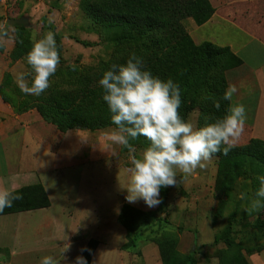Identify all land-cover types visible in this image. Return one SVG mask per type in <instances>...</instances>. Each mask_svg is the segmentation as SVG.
I'll use <instances>...</instances> for the list:
<instances>
[{
	"label": "rangeland",
	"instance_id": "1",
	"mask_svg": "<svg viewBox=\"0 0 264 264\" xmlns=\"http://www.w3.org/2000/svg\"><path fill=\"white\" fill-rule=\"evenodd\" d=\"M80 1L14 0L9 5L0 1V71L5 70L4 74H10L11 80L6 89L19 100L24 99L22 95L24 93L15 83V76L20 72H31V67L26 63L25 58L11 57L16 37L13 26H22L24 30L21 33L28 36L30 41L33 33H37L38 38L49 31L55 33L60 55L56 73L66 72L74 67H99L102 62L120 58L133 49L132 43L118 45L110 39V33H99L92 29L89 19L80 8ZM209 1L214 7L213 13L217 8L224 11L229 7L235 10L249 7L250 12L259 13L260 7L264 6L261 1L255 0ZM253 18L259 19V15H253ZM8 19H22V21L9 25ZM192 20L193 17H186L183 20L186 31L189 21ZM231 33L223 35V38H228ZM56 73L50 78V87L55 83L60 84ZM228 85L227 81V88ZM64 86L69 87V82L62 87ZM71 88L72 86L69 89ZM75 95V93L62 92L61 97L67 100ZM27 100L26 110L33 109L39 114L37 102L28 97ZM197 113V109H194L186 118L194 128H197ZM39 116L41 117L40 114ZM114 129L115 127L108 126L92 131L69 130L67 134L71 135L85 132L77 138L81 141L78 146L73 145L74 142L67 137V134L63 135L65 143L69 144L70 166L57 173V177L49 174L43 176V179L48 180L47 188L52 201V206L45 213L54 219L57 218L58 222H54L53 225L63 228L62 232L59 231L60 235L67 234L73 224L81 226L80 230L83 234H80V241L85 235H92V231H97L96 234L99 235L93 238L99 241L104 236L101 234L107 230L105 227L113 224L124 233L123 227L116 221V216L122 203L127 202L120 186L127 181L126 169L130 167V162L128 149L118 145L113 146L117 153L116 157L105 149L106 137ZM55 142L59 148L60 139ZM133 147L137 155L145 148L141 145ZM226 172L227 161L219 160L215 156L205 162L204 168H197L191 174L178 171L177 185L163 188L166 199L159 215L167 223L156 222L146 225L139 230L135 238L147 242L162 232H173L176 235V249L183 257L191 254L195 264H220L231 252L236 251L243 252L247 256V251L264 243V210L254 214L243 211L252 198L248 191L249 180L237 178L227 188ZM241 193L247 198L241 199ZM132 205L143 210H152L158 206L148 208L143 201ZM33 215L40 218L42 214L36 212ZM256 222L259 225H255ZM27 232V237L30 238L29 235L33 232ZM216 238L218 241L214 242ZM22 241L21 243L26 244L16 247L34 246L35 243L31 238ZM62 244L64 246V240ZM148 245L150 244L135 247L130 259L129 255L123 252V263H121L143 264L140 247L142 251H146ZM110 254L113 256L112 264H114L116 251L111 249ZM53 256L61 264V258L57 257V254ZM6 257V252L0 254V264L6 262ZM41 257L43 256L31 255L32 263L40 264Z\"/></svg>",
	"mask_w": 264,
	"mask_h": 264
},
{
	"label": "trees",
	"instance_id": "2",
	"mask_svg": "<svg viewBox=\"0 0 264 264\" xmlns=\"http://www.w3.org/2000/svg\"><path fill=\"white\" fill-rule=\"evenodd\" d=\"M80 8L89 19L92 29L99 33H110V39L118 45L132 43L133 49L120 58L102 62L99 67H74L66 72H58L56 75L60 84H53L40 96L22 94L24 99L20 100L6 89L11 76L5 73L0 83V95L15 111L26 110L28 97L37 102V110L42 119L62 132L116 127L111 123L107 105L102 100L98 80L103 71L113 64L124 63L131 53H135L143 59L145 68L153 75L161 79L171 78L179 84L182 99L179 112L185 120L194 109L198 112L197 128L203 126L205 118L214 119L224 115L230 106L229 101L222 99L227 89L226 72L241 65L242 59L227 45L211 41L196 43L183 25L186 17H193L198 25L207 21L214 11L209 0H81ZM13 28L16 37L11 57L25 58L32 47V41L21 33L24 30L22 26ZM68 82L69 87H62ZM62 92L76 95L64 100ZM214 101H219V110L213 106ZM130 142L133 146L143 147H147L149 143L142 136ZM214 156L227 161L226 187L229 188L237 178H247L248 191L253 196L255 189L259 187L257 176L264 175V140L250 138L243 144H236L228 155L217 153ZM11 192L19 193L22 199L13 201L12 206L5 208L0 214L50 205L47 193L40 183ZM160 197L161 203L152 210L122 203L116 216V221L126 232L122 249L135 248L139 239L135 237L142 227L156 222L167 223L159 215L166 199L163 188ZM255 225L259 224L256 222ZM217 241L218 238L214 240ZM151 242L157 245L162 264H195L191 254L183 257L176 249V235L173 232H162L152 237ZM98 243L96 238H89L81 252L88 264ZM263 244L247 251V254L259 251ZM245 255L239 251L231 252L220 264H249Z\"/></svg>",
	"mask_w": 264,
	"mask_h": 264
},
{
	"label": "crops",
	"instance_id": "3",
	"mask_svg": "<svg viewBox=\"0 0 264 264\" xmlns=\"http://www.w3.org/2000/svg\"><path fill=\"white\" fill-rule=\"evenodd\" d=\"M255 1L264 4V0ZM257 14L259 19H254L253 15ZM187 31L196 43L211 41L218 45H227L242 59L241 65L227 71L228 84L236 85L238 89L230 104H243L246 114L248 112L244 130L236 144H243L250 138L264 140V6L260 7L259 13L250 12L249 7L238 10L229 7L224 11L217 8L200 25L194 20L189 21ZM230 32L232 33L228 38H223V35ZM4 72L5 70L0 71V83ZM68 131L58 130L33 109L15 111L0 95V191L11 192L23 186L40 183L50 200L48 180L43 179V176L49 174L57 177V173L69 168V144L63 138ZM84 133L67 134V137L71 138L74 146H78L81 141L77 138ZM59 139L61 145L58 148L55 140ZM51 206L50 200L47 207L0 214V252L7 253L6 262L3 264H33L31 255L53 254L61 258V264H75V259L81 255L87 240L99 235L96 234L97 231H92V235H85L80 241L83 233L77 223L70 227L67 234L60 235L63 228L53 225L58 222L57 218L45 213ZM36 212L42 214L40 218L33 215ZM113 225L105 227L107 230L101 234L104 236L100 238L90 264H112L111 249L116 251L114 264L123 263V252L129 255V259L133 254L134 247L121 248L126 241L125 229L123 228V233ZM27 231L33 232L29 237L35 240L34 246L16 247L26 244L21 243L22 240L30 239ZM144 244L150 245L146 247V251H142L140 247L143 264H162L159 249L154 242L138 239L135 247ZM67 245L69 247L64 251ZM246 258L249 264H264V244L259 251L247 254Z\"/></svg>",
	"mask_w": 264,
	"mask_h": 264
},
{
	"label": "clouds",
	"instance_id": "4",
	"mask_svg": "<svg viewBox=\"0 0 264 264\" xmlns=\"http://www.w3.org/2000/svg\"><path fill=\"white\" fill-rule=\"evenodd\" d=\"M25 60L31 72L18 73L15 83L22 93L40 96L50 87V78L60 63L55 33L49 31L39 38L33 33L32 47ZM98 85L111 123L116 126L106 137L105 149L114 157L117 153L113 146L128 149L130 167L126 169L127 181L120 187L130 204L143 201L148 208L159 205L161 189L177 185L178 171L191 174L197 168H204L205 162L215 154L228 155L236 147L247 120L243 104H230L223 116L205 118L203 126L194 128L180 115L179 84L171 78L153 75L135 53L124 63L113 64L103 71ZM237 91L236 85H229L222 99L231 102ZM213 106L219 110V101H214ZM141 136L149 143L137 155L130 141ZM257 180L259 187L243 209L247 214L264 210V175H258ZM240 198L247 197L241 193ZM19 199H22L19 193L0 191V212ZM40 264H60V261L45 255ZM75 264H88V261L79 255Z\"/></svg>",
	"mask_w": 264,
	"mask_h": 264
},
{
	"label": "water",
	"instance_id": "5",
	"mask_svg": "<svg viewBox=\"0 0 264 264\" xmlns=\"http://www.w3.org/2000/svg\"><path fill=\"white\" fill-rule=\"evenodd\" d=\"M22 21V19H8L7 20V23L10 25V24H12V23H14V22H21Z\"/></svg>",
	"mask_w": 264,
	"mask_h": 264
},
{
	"label": "built area",
	"instance_id": "6",
	"mask_svg": "<svg viewBox=\"0 0 264 264\" xmlns=\"http://www.w3.org/2000/svg\"><path fill=\"white\" fill-rule=\"evenodd\" d=\"M3 4L9 5L11 4L14 0H0Z\"/></svg>",
	"mask_w": 264,
	"mask_h": 264
}]
</instances>
